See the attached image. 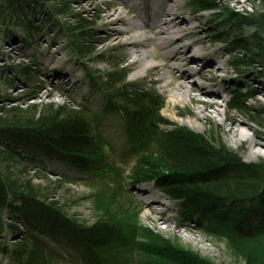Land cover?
Segmentation results:
<instances>
[{
	"label": "trees",
	"instance_id": "trees-1",
	"mask_svg": "<svg viewBox=\"0 0 264 264\" xmlns=\"http://www.w3.org/2000/svg\"><path fill=\"white\" fill-rule=\"evenodd\" d=\"M223 1L189 0L199 12L217 10ZM249 1L252 12L228 10L218 27L227 29L228 55L242 56L241 66L256 64L264 69V0ZM40 7L47 9L43 16L49 26L55 27L60 15L80 16L71 12L69 0H0V31H30L33 14ZM58 26L67 33L74 52L83 56L85 48L79 43L85 36L79 31L82 25ZM89 75L90 83L99 85L107 95L106 111L121 116L127 139L136 142L126 152L133 164L122 170L108 167L105 149L110 145L93 132L86 106H77L80 111L52 105L1 107L0 254L13 264H104L100 254L109 248L121 264H214L191 249L135 226L136 213L121 220L103 210L92 225L69 217L61 206L49 201L56 190L50 193L45 188L48 192L44 194L33 185L35 176L30 173L37 172L39 165L44 170L62 163L70 167L69 175H61L58 186L81 181L76 172L102 178L103 184L119 189L154 183L178 204L182 219L241 249L246 264H264V163L247 164L224 143L215 141L214 145L187 128L162 129L163 97L134 85H119L127 76L124 70L107 74L105 85L99 76ZM241 95L233 97V106L244 104ZM97 201L110 208L101 193ZM98 211L101 213L100 208ZM6 234L7 239L19 235L18 241L5 244Z\"/></svg>",
	"mask_w": 264,
	"mask_h": 264
},
{
	"label": "rangeland",
	"instance_id": "rangeland-1",
	"mask_svg": "<svg viewBox=\"0 0 264 264\" xmlns=\"http://www.w3.org/2000/svg\"><path fill=\"white\" fill-rule=\"evenodd\" d=\"M154 1H150L152 8L150 10L149 7L146 8L147 13L145 12L144 18V15L140 14L141 6L136 11L130 9V7L136 8L133 6L136 0H69L71 12L80 15L79 18L60 15L55 19V27L45 23L43 12L47 9L41 8L43 5L40 4L41 7L33 14L30 31L19 28L14 29L15 31L10 34L0 31V108L15 104L24 108L32 105H39L41 108L52 105L54 108L64 106L68 110L80 111L77 106H86L89 110L86 115L89 121H92L93 132L96 136L103 137L110 145L105 149L108 167L122 170L124 165L127 164L128 167L133 164V159L130 155L128 157L126 152L132 149L136 142L127 139L121 116L106 111L109 108L107 95L101 91V88L91 84L88 78L89 73L99 76L105 85L108 80L107 74L115 70H124L127 76L119 85L123 83L134 85L143 90L154 91L163 97L164 104L160 113L164 121L162 129L184 127L205 137L214 145L215 141L224 143L226 148L239 153L247 164L264 163V69L256 64L241 66L239 62L242 56L238 53L228 55L229 45L225 34L227 29L218 27V22L224 21L230 11L252 12L253 6L250 1L224 0L218 4L217 10L199 12V9L190 5L189 0H180L181 8L175 9L174 17H179V21L188 22L186 26H182L184 29L199 31L200 34L195 38L174 43L173 47L161 51L157 41L153 40L154 33L159 32L161 28L150 31L142 27L104 40L107 31L102 29L109 18L118 17L124 21L123 24L115 25L113 29L121 32L129 29L128 23L151 26L159 23L156 18L157 13L161 9L172 8L173 4L168 3L171 0H166L168 6L166 2L164 4L159 2L160 0ZM58 24H66L72 28L82 25L79 31L85 32V36L79 43L88 53L84 51L82 57L75 53L67 33L61 31ZM111 27L113 26L107 27V30ZM135 34L144 41L139 40L141 44L138 46H125V43L133 41ZM169 36L171 38L172 35ZM158 38L163 40L166 36L161 34ZM195 40L204 42L202 45L192 44ZM178 46H183L184 49L190 46L187 57L199 52L203 61L214 62L213 67L210 68L212 70H216L221 60L225 63L224 71H216L217 87L211 85L209 74H204L202 79L196 72L185 80L187 86L196 83L198 89L219 94L209 99L217 105L200 113L199 118L197 112L202 106L184 99L177 91V86L181 82L180 60L167 61L162 54ZM218 52L220 55H217ZM142 60L149 64V68L145 71H141ZM236 62L239 65L235 64ZM201 67L202 64L196 65L194 69L197 71ZM55 72L66 75V81L69 82L65 83L55 78L57 74ZM251 74L258 76L260 85L251 78L247 79ZM243 80L246 82L243 83ZM258 87L263 88L257 91ZM109 92L112 93V90ZM238 94H242L241 100H245L244 104L233 106L232 99ZM191 95H200L204 100H208V97L200 94L198 90H192ZM172 112L176 115V119L171 116ZM232 123L236 124V127H233ZM28 149L33 147L29 146ZM40 158L38 159L41 160ZM36 168H39L36 169L37 172H30L35 176L33 185L44 190V194L48 192L45 188H49L50 193L55 189L56 191L53 192L57 194L51 196L49 201L57 203V206H61L69 217L78 219L84 224L95 223L99 219V214L104 213L103 210H108L110 215L121 220L136 213V222H132L136 224L135 226L153 231L172 245L191 249L214 264H246L241 249L230 245L211 232H203L194 223L182 219L178 204L150 184L138 188L130 186L119 189L113 188L111 183L103 184L102 178L90 177L87 174L77 175L76 172L77 177L83 178L81 181L63 182L58 186L60 175H69L67 170L70 167L53 165L42 170L39 165ZM15 169L19 172V168ZM101 189L104 193L100 192ZM99 193L111 203L109 209L106 204L97 201ZM4 217L10 222L5 215ZM18 228L23 231L21 227ZM17 238L19 235L7 239L6 234L3 242L14 245V242L18 241ZM45 240L52 244L48 238ZM101 252L100 257L104 264H121L120 258V261L116 260L109 248ZM127 262L130 263L129 260ZM0 264L13 263L0 254Z\"/></svg>",
	"mask_w": 264,
	"mask_h": 264
},
{
	"label": "bare ground",
	"instance_id": "bare-ground-1",
	"mask_svg": "<svg viewBox=\"0 0 264 264\" xmlns=\"http://www.w3.org/2000/svg\"><path fill=\"white\" fill-rule=\"evenodd\" d=\"M170 4H173L172 8H164L162 9L158 14H157V18L159 20V23L153 25V26H146V25H139V24H130L128 23L127 26L129 27V29L127 28L126 31L121 32L120 30H113L115 25H119V24H123L124 21L121 18H114V19H108L106 20V22L104 23V29H102L103 31H107L106 32V36L104 40H108L111 36L117 35L120 36L122 33H128L131 32L132 30L138 29V28H142L145 27L147 29H149L150 31L156 30L158 28H161L159 30V32L157 31V33H154V37L153 40L157 41V45L159 48V51L173 47L174 43H179L182 42L184 40H189L191 38H195L197 37V34H200L199 31L195 32V31H191L188 29H184L182 26H186L187 25V21L186 20H181L179 21V17H174L175 16V9H180L181 8V3L180 0H171L169 1ZM109 26H113L111 27L110 30H107V27ZM161 34L165 35L166 38H164L162 40V38H158V36ZM175 34V36H174ZM169 35H172L171 38ZM174 36V37H173ZM140 41H144L142 39H139L138 34H135L133 37V41L132 42H128L125 43L124 45L127 47L130 46H138L141 43ZM203 40H195V42H193L192 44H201L203 43ZM190 46H188V49H184L183 46H178L173 48L170 52H164L162 53L163 56L167 59V61H171V60H180V67L182 68L181 71V75H179V79H181V82L178 84L177 86V91L180 94L179 96H183L184 99H189L192 103L201 105L202 108L197 112V118H199V114L200 113H204V111H207V109L209 107L214 108L215 105H217L216 103H213L211 100H209L210 98H212L213 96H218V93H215L214 91L212 93H208L206 91V89H198V85L195 84H191L192 86H187L185 80H187L188 77H192L193 75L196 74L197 72V76H200L202 78V76L204 74H209L210 75V83L211 85H213L214 87H217L218 83H217V73L216 71H224L225 70V63L221 60L220 65L216 68V70H212L210 68L213 67L214 62L212 61H203L202 60V56L199 54V52L192 54L191 57H187L188 53L190 52ZM187 48V47H185ZM217 55H220V52L217 53ZM220 57V56H219ZM185 62V63H184ZM141 71H145L149 68V64L144 63V60L141 61ZM202 64V67L195 71V67L196 65H200ZM176 67H173V69ZM199 77V78H200ZM66 76L62 75L61 80L66 82ZM217 78V79H216ZM252 79L257 85L261 84V81H258V76L255 74H251L249 78L247 79ZM203 79V78H202ZM243 83L246 82V80L242 81ZM254 84V85H256ZM263 88V87H262ZM261 87H258L257 91L262 90ZM192 90H198L200 92V94L208 97V100H204L200 95L198 96H193L191 95V91ZM217 94V95H216ZM181 98V97H180ZM183 99V100H184ZM171 116L173 118H175V114L172 112ZM176 119V118H175ZM183 122V121H181ZM236 123V122H234ZM232 123V125H234L233 127H236L234 124ZM233 129V128H232ZM233 131H235V133H237L236 130L233 129Z\"/></svg>",
	"mask_w": 264,
	"mask_h": 264
}]
</instances>
